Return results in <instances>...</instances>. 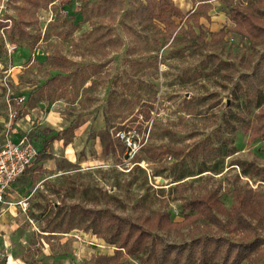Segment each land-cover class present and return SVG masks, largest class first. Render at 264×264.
<instances>
[{
	"label": "rangeland",
	"instance_id": "obj_1",
	"mask_svg": "<svg viewBox=\"0 0 264 264\" xmlns=\"http://www.w3.org/2000/svg\"><path fill=\"white\" fill-rule=\"evenodd\" d=\"M261 1L174 0L186 16L202 2L212 10L201 28L170 36L138 21L145 0H0V142L10 129L13 140L28 135L55 157L36 162L0 205V264H104L116 248L87 224L63 233L75 206L134 221L169 212L182 222L195 197L215 192L231 211L236 192L264 195V43L234 33L211 42L234 25L233 7ZM22 17L29 35L10 41L4 25ZM12 95L27 97L16 122ZM106 132L108 148L98 137ZM216 216L224 229L199 221L155 235L185 248L259 238L260 251L242 264H264V211L243 223ZM146 257L124 255L120 264Z\"/></svg>",
	"mask_w": 264,
	"mask_h": 264
},
{
	"label": "trees",
	"instance_id": "obj_2",
	"mask_svg": "<svg viewBox=\"0 0 264 264\" xmlns=\"http://www.w3.org/2000/svg\"><path fill=\"white\" fill-rule=\"evenodd\" d=\"M68 5L69 2H63ZM37 9L47 8L36 4ZM212 10L211 6L202 2L194 13L185 15L183 11L176 6L174 0H145L140 5L137 13L138 21L141 24L158 23L164 26L165 34L172 36L174 33L185 32V26L192 30L195 27L201 28L200 18L203 13ZM180 19L178 25L176 20ZM230 20L234 24L232 27L222 29L218 33L211 34L212 43H220L223 38L234 33L242 36L253 44L264 43V0L258 5L249 7L235 6L230 13ZM38 20L36 19V23ZM27 26L24 18L18 22L12 23L8 28V38L10 41L22 40L29 35L24 27ZM156 26V25H155ZM76 26H71L72 31ZM202 35L207 36L202 32ZM40 37H38L39 40ZM56 82V78L50 80V83ZM149 117V112L142 111ZM141 113V114H142ZM264 116V111H263ZM78 127H74L76 130ZM73 129V130H74ZM264 137V125L261 128ZM129 128L127 132H130ZM106 133L98 135L104 148L110 147L106 143ZM53 142L58 137L51 139ZM45 144L44 149L39 152L37 162L55 160L52 153L48 152ZM70 166L72 163H69ZM39 167L38 171H42ZM39 177L37 174L31 177V183L36 184ZM25 177L20 179L23 182ZM235 204L231 211H228L218 196L212 192L203 197H195L185 202L184 219L182 222L173 220L169 212H157L152 216L139 218L134 221L130 218L121 217L106 210L84 209L80 206L73 207V212L67 215V224L62 227L63 233H70L82 224L88 225V230L92 231L98 238L105 240L111 246L116 248L113 257H104V264H120L124 255L130 257L147 256L143 264H242L249 260L253 255L260 251L263 245L259 238L253 241L233 243L224 238L198 239L185 247L166 246L161 238L155 235L156 232L180 231L187 226L193 225L199 221H208L218 225L219 229H224L225 224L220 221L216 213L227 215L243 223L242 215L246 214L260 218L261 211H264V195H254L252 191L245 194L236 192L234 195ZM264 222V219H262ZM221 227V228H220ZM250 228V227H247Z\"/></svg>",
	"mask_w": 264,
	"mask_h": 264
},
{
	"label": "built area",
	"instance_id": "obj_3",
	"mask_svg": "<svg viewBox=\"0 0 264 264\" xmlns=\"http://www.w3.org/2000/svg\"><path fill=\"white\" fill-rule=\"evenodd\" d=\"M26 101L24 95H12L6 101L12 122L17 121L19 117L17 109L23 107ZM120 136L126 138V134ZM38 155L39 150L28 135L15 142L11 137L10 129L6 130L5 140L0 142V205L11 203L14 188L37 162Z\"/></svg>",
	"mask_w": 264,
	"mask_h": 264
},
{
	"label": "crops",
	"instance_id": "obj_4",
	"mask_svg": "<svg viewBox=\"0 0 264 264\" xmlns=\"http://www.w3.org/2000/svg\"><path fill=\"white\" fill-rule=\"evenodd\" d=\"M26 98H27V97H26ZM39 103H40V104H43L44 101L41 100ZM31 109H32V111H33L31 114L33 115L34 112L36 111V107H32ZM30 117H31V115H29V118H30ZM0 122H2V119L0 120ZM19 139H20V138H19ZM19 139H16V140L14 139V141L17 142ZM55 141H56V140H55ZM70 143H71V142H70ZM68 144H69V143H68Z\"/></svg>",
	"mask_w": 264,
	"mask_h": 264
}]
</instances>
